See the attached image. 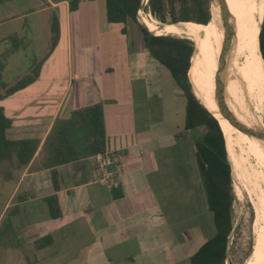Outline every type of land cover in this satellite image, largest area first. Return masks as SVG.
<instances>
[{
    "label": "crops",
    "instance_id": "1",
    "mask_svg": "<svg viewBox=\"0 0 264 264\" xmlns=\"http://www.w3.org/2000/svg\"><path fill=\"white\" fill-rule=\"evenodd\" d=\"M70 1H0V77L14 71L16 62L9 57L21 46L13 25L42 15L46 30V46L28 69L11 83H0V110L9 120L6 138L38 141L29 163L10 169L14 187L3 211L12 207L18 239L0 247L7 252L1 264L6 258L13 264H188L206 241L201 226L213 222L195 150L184 133L186 98L143 47L137 26L128 22L122 34L120 25L108 24L104 0H79L75 10ZM79 12L80 33L92 32L82 35L80 47L93 55L74 74L70 31ZM36 65L33 82L6 93ZM91 105L100 106L105 149L117 156L106 168L118 176L117 186L104 183L89 156L54 167L59 186L54 191L51 170L41 166L42 145L56 120ZM52 195L57 219L50 218L44 201ZM191 218L202 225L174 229ZM42 238L45 246L36 247Z\"/></svg>",
    "mask_w": 264,
    "mask_h": 264
},
{
    "label": "trees",
    "instance_id": "2",
    "mask_svg": "<svg viewBox=\"0 0 264 264\" xmlns=\"http://www.w3.org/2000/svg\"><path fill=\"white\" fill-rule=\"evenodd\" d=\"M219 1L227 19L224 18L223 21L218 16L217 7H213L210 10L211 20L208 22L210 0H147L144 7L142 6L143 0H104L107 23L120 25L122 34H125L128 22L135 24L139 28L143 47L153 59L170 72L175 84L182 90L186 98L184 133L189 135L195 150L206 206L212 215L214 226L212 237L204 241L189 256L188 264H224L227 237L232 228V202L234 200L231 181V152L228 142H226L228 150L226 152L223 134L213 113L205 107L212 116L191 91L194 88L191 83L192 78L198 82L199 78L211 81L202 70V67L207 65L206 59H200L193 54V44L186 38L151 34L144 27L141 12L138 11L143 9L146 12L148 24L155 30L151 16L163 24L192 22L195 26L215 31L219 37L220 32L223 31L219 24L223 23V27L227 25L223 39L233 40L232 42L246 48L263 83L262 72L254 60L251 50L246 47L244 42L236 40L241 30V0ZM78 2L79 0H71L70 10H75ZM257 10L261 17L262 4L257 5ZM137 12L142 25L137 21ZM258 44L264 63V14ZM220 50L222 53V46H220ZM228 55L229 61L226 65L231 66L230 81L229 84L226 82L223 89L219 88V90L238 106L252 105L256 107L255 92L247 72L230 53ZM38 71L39 65H36L30 75L7 88L6 93L11 94L29 85L36 79ZM223 80L225 81V77ZM8 126L9 120L0 110V164L10 161L14 157L18 166L27 165L37 150L38 141L31 139L9 140L5 136V129ZM104 150L105 133L101 108L99 105L87 106L72 111L69 119L65 121L56 120L42 145L41 166L51 170V184L53 190L56 191L59 186L54 167L76 161L80 157H91L103 153ZM44 201L47 204L50 218L57 219L60 216V211L56 196H49ZM43 246L45 243L42 238L36 242V247Z\"/></svg>",
    "mask_w": 264,
    "mask_h": 264
},
{
    "label": "bare ground",
    "instance_id": "3",
    "mask_svg": "<svg viewBox=\"0 0 264 264\" xmlns=\"http://www.w3.org/2000/svg\"><path fill=\"white\" fill-rule=\"evenodd\" d=\"M259 4H262L263 7L261 17L257 10V5ZM240 9L242 13L241 30L236 40L244 42L246 47L251 50L253 58L262 72L263 83L246 48L235 42L223 39L225 27L227 25L223 27V31L220 32L219 37L215 33L208 31L191 29L183 30L179 29L178 25L160 24L151 16L156 28L155 30L148 24L146 12H143L142 10H139L138 12H141L144 27L154 35L197 38L210 44L218 43L222 47L226 46V42H229V53L248 74L255 92L257 108L252 105L238 106L232 99L227 98V96L217 88H213L212 91H209V96H205L206 90H201L199 86H194L196 91L192 93L204 107L214 114L217 113V117H214L217 119L222 131L226 152L228 151L226 146V142L228 141L230 152L232 154L231 172L236 183L238 182L234 185L235 195L241 196V185L252 198L251 203L254 211L252 228L253 242L251 252L244 264H264V250L262 251L264 244V142L247 136L236 126L231 124L221 113L216 103V97L218 93H220L224 104L227 105L228 109L238 120L247 126L264 131V63L260 56L258 44L260 26L264 14V0H241ZM210 58L211 54H209L208 60H210ZM205 97H207L210 102H208ZM224 128L226 137L224 134Z\"/></svg>",
    "mask_w": 264,
    "mask_h": 264
},
{
    "label": "rangeland",
    "instance_id": "4",
    "mask_svg": "<svg viewBox=\"0 0 264 264\" xmlns=\"http://www.w3.org/2000/svg\"><path fill=\"white\" fill-rule=\"evenodd\" d=\"M142 6H145V2L143 0ZM84 9V8H83ZM82 10V9H81ZM145 12L143 9H141ZM85 11V10H84ZM210 12V7H209ZM148 13V12H147ZM263 13V7H262ZM39 15L38 18L33 19L25 18L22 19L18 23H16V27H13L16 30L15 37L17 38V43L21 44L18 52H16L13 56H10V61L16 62L14 71H9L8 73H1L0 83H11L16 77L17 74L23 73L28 67L31 65L33 59H36L38 55L43 51L46 46L45 36L46 30L44 28V17ZM153 17V16H152ZM154 18V17H153ZM155 19V18H154ZM137 21L140 24L137 12ZM158 21V20H157ZM82 22V15L80 12L77 15H73L71 19V43H72V69L74 74L77 73L79 69H81L82 65L85 61L91 60L93 52L91 51H83L80 45V38L84 34L83 37H90L92 32L80 33L79 27ZM159 22V21H158ZM160 24H163L159 22ZM174 25H178L179 29L187 30H200V31H208L215 33V31L209 30L207 28L195 26L192 22H177ZM134 26H136L134 24ZM219 26L223 29V23H220ZM261 28V26H260ZM178 29V30H179ZM92 31V30H91ZM172 36V35H171ZM179 37V36H176ZM183 38V37H179ZM190 40L193 44V54L201 58H205L207 60V65L202 67V70L211 80L210 82L199 78V82L193 78L191 83L194 86H199L201 90H206L205 96H209V91H212L213 88H221L219 79L223 82V85L229 84L230 81V72L231 66H225L222 71L219 72V58L221 55L220 45L218 43L210 44L206 41L197 39V38H186ZM227 40V39H226ZM233 41V40H228ZM111 45H114V41L110 42ZM118 48L121 46V40L118 39L116 42ZM3 44L0 43V53L4 50ZM209 54H211V58L209 59ZM3 55V54H1ZM7 56V55H6ZM9 59H7L9 62ZM2 56H0V62H2ZM18 62V63H17ZM225 77V81L223 80ZM229 78V79H228ZM1 87V86H0ZM226 87V86H225ZM1 89V88H0ZM192 92L196 91L194 88L191 89ZM1 92V90H0ZM208 102L209 99L205 97ZM213 113V112H212ZM214 114V113H213ZM217 117V113L214 114ZM225 133V128H224ZM226 136V133H225ZM227 139V138H226ZM228 142V141H227ZM229 146V145H228ZM232 158V154H231ZM229 160V159H228ZM14 165H17L14 157L10 161H6L0 164V247L2 245H12V243L17 241L16 230L12 224L10 212L12 211V207L8 210H4V205L6 200L10 196V193L14 187V181L12 180L13 172L10 171ZM231 181H232V192L234 196V200L232 202V228L227 237V249L224 264H244L247 257L251 252V246L253 242V219H254V211L252 208V198L250 194L240 185L241 196H236L234 193V185H236V181L233 178L231 172ZM3 211V212H2ZM2 212V214H1ZM194 222L202 225V221L199 219H193L183 221L181 220L180 225H175L174 229H192V227H188L186 225H192ZM186 224V225H185ZM208 224V223H207ZM204 230V237L207 240L213 233L214 227L213 223L211 227L201 226ZM192 232V230H191ZM263 251V247H262ZM7 252H4L0 249V264L2 263V259ZM8 254H14L13 252H9ZM262 254V252H261ZM11 257V255H8ZM7 264H13L12 258L7 259ZM181 264H187L183 261Z\"/></svg>",
    "mask_w": 264,
    "mask_h": 264
},
{
    "label": "water",
    "instance_id": "5",
    "mask_svg": "<svg viewBox=\"0 0 264 264\" xmlns=\"http://www.w3.org/2000/svg\"><path fill=\"white\" fill-rule=\"evenodd\" d=\"M145 4L147 3V0H144ZM210 10L213 7H217L218 9V16L221 17L224 21V18L227 19L225 14L223 13V8L220 4L219 0H210L209 2ZM211 20V12H209L208 16V22ZM141 24V23H140ZM142 25V24H141ZM226 46L223 47L222 53L219 58V72L223 70V68L226 66V64L229 61V42H226ZM220 89H223V82L219 79ZM199 102V101H198ZM200 103V102H199ZM216 103L221 111V113L224 115V117L234 126H236L240 131L245 133L247 136H250L252 138H255L259 141L264 142V131L252 128L250 126L245 125L240 120H238L234 114L228 109L227 105L224 104V101L222 99V96L220 93H218L216 97ZM201 104V103H200ZM202 105V104H201ZM203 106V105H202ZM204 107V106H203ZM205 108V107H204ZM206 109V108H205ZM207 110V109H206ZM208 111V110H207ZM209 112V111H208ZM210 113V112H209ZM211 114V113H210ZM212 115V114H211ZM213 116V115H212ZM214 117V116H213ZM215 118V117H214ZM216 119V118H215ZM217 120V119H216ZM218 122V121H217Z\"/></svg>",
    "mask_w": 264,
    "mask_h": 264
},
{
    "label": "built area",
    "instance_id": "6",
    "mask_svg": "<svg viewBox=\"0 0 264 264\" xmlns=\"http://www.w3.org/2000/svg\"><path fill=\"white\" fill-rule=\"evenodd\" d=\"M97 168L101 171V179L108 187L117 186L118 176H114L106 168L117 162L116 154L109 149H105L103 153H98L92 156ZM226 264V263H225Z\"/></svg>",
    "mask_w": 264,
    "mask_h": 264
}]
</instances>
